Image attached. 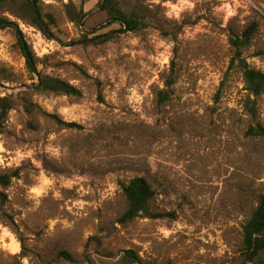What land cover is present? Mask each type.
I'll use <instances>...</instances> for the list:
<instances>
[{
  "label": "rangeland",
  "instance_id": "rangeland-1",
  "mask_svg": "<svg viewBox=\"0 0 264 264\" xmlns=\"http://www.w3.org/2000/svg\"><path fill=\"white\" fill-rule=\"evenodd\" d=\"M101 1L71 0L86 14L76 26L68 0H40L54 20L49 37L0 7L37 72L14 31L0 29V80L13 81L0 83V96L14 101L0 134V176L9 178L0 185V264L19 255L20 264H133L128 250L143 264H240L241 226L264 195V137L245 136L248 93L228 70L229 36L257 24L243 56L264 72V0H140L155 19L136 32L109 22ZM106 33L105 42L82 39ZM172 62L175 84L159 103ZM38 74L82 96L37 91ZM255 109L264 128V93ZM134 177L151 184L150 207L166 217L118 223L121 186Z\"/></svg>",
  "mask_w": 264,
  "mask_h": 264
},
{
  "label": "trees",
  "instance_id": "trees-1",
  "mask_svg": "<svg viewBox=\"0 0 264 264\" xmlns=\"http://www.w3.org/2000/svg\"><path fill=\"white\" fill-rule=\"evenodd\" d=\"M127 7L125 0H102L99 6V11L107 15V20L114 24H118L125 28L127 32H136L145 29L149 25V21L155 19V16L150 12L148 6L140 3ZM0 7H9L11 14L17 16L25 24L36 28L44 36L49 37V26L54 23L52 16L44 13L40 6V0H0ZM66 14L71 23L76 26L80 25V21L86 15L81 8L73 5L71 0L65 6ZM83 23V21H82ZM0 29H10L14 31L17 43L25 59L26 67L31 74L36 76V59L32 51L28 48L23 40V34L19 30L17 24L9 21L5 17H0ZM257 31V24H250L240 35L230 33L229 44L233 54L229 61L228 70H238L243 78L245 90L248 95L243 103L245 111L251 117V124L248 125L245 136L249 138L264 137V128L256 118V100L264 93V72L255 70L250 67L243 56L244 49L248 47L252 38ZM110 33L102 36L88 39L83 35L84 42L99 39L105 42L110 38ZM175 52V48H174ZM174 62H172L169 75L165 80V88L157 93L159 103H165L171 95V88L175 84ZM38 83L35 84V90L47 93L60 94L64 96H72L80 98L81 91L75 86L58 78L38 74ZM12 83V80L2 81L0 83ZM223 82L221 83L216 95L215 101L218 102L221 98ZM24 106L29 111L34 109L30 102L24 101ZM14 107V101L10 96H0V134L4 131L5 123L9 112ZM53 119L58 120L56 116H52L42 112ZM63 125H68L63 123ZM9 182L7 176H0V185L6 186ZM124 199L126 201V209L118 218V223L125 225L136 219H161L167 214L155 213L150 207L155 192L151 184L144 177H134L127 184L121 186ZM89 241H95L97 246H101L99 238L92 237ZM100 254L109 257L110 254L98 250ZM59 257L67 262L75 263V259L71 254L65 251L59 252ZM125 256L133 264H143L138 256L131 250L125 252ZM240 264H264V195H261L256 203V206L251 212L250 217L241 226V247L239 250ZM20 255L15 263L20 264Z\"/></svg>",
  "mask_w": 264,
  "mask_h": 264
}]
</instances>
